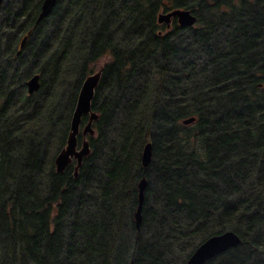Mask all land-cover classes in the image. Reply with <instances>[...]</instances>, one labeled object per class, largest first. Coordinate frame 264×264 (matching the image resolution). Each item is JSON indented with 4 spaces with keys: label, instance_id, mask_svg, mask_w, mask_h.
<instances>
[{
    "label": "trees",
    "instance_id": "16d2710c",
    "mask_svg": "<svg viewBox=\"0 0 264 264\" xmlns=\"http://www.w3.org/2000/svg\"><path fill=\"white\" fill-rule=\"evenodd\" d=\"M42 3L0 7V264H187L227 230L205 264H264V0H57L37 21ZM175 7L196 23L158 22ZM104 55L91 153L59 172Z\"/></svg>",
    "mask_w": 264,
    "mask_h": 264
},
{
    "label": "water",
    "instance_id": "95a60500",
    "mask_svg": "<svg viewBox=\"0 0 264 264\" xmlns=\"http://www.w3.org/2000/svg\"><path fill=\"white\" fill-rule=\"evenodd\" d=\"M4 0H0V7ZM57 0H43L41 11L38 15L37 21H40L44 17L48 16ZM158 21L166 22L168 26L171 25L172 19L177 18L179 25L190 26L194 25L197 21V15L190 8L175 7L167 11H161L158 14ZM27 35L23 38L21 46L25 44ZM102 72L99 69L87 77H85L76 104V108L73 113L71 130L68 136V142L65 147L56 156V166L59 172L65 170V168L75 158L77 164L75 166V174H78L80 165L83 162L85 156L91 153L90 141L88 134H94L95 129L93 122L99 117V114L92 109V101L95 96L96 88L100 82ZM29 92H34L40 86V73L35 74L28 80ZM84 114H89L88 122L82 125V118ZM196 120V116H188L183 119L185 124L192 123ZM83 133V141L79 145L78 135ZM153 155V143L148 141L142 152V162L144 167H148L151 163ZM148 180L146 177H142L139 182V204L135 213L136 225L139 227L142 223V207L145 196V189L147 187ZM241 238L238 233L233 230H227L222 233L214 234L200 243L192 252L187 260V264H205V262L214 257L215 255L238 245Z\"/></svg>",
    "mask_w": 264,
    "mask_h": 264
},
{
    "label": "rangeland",
    "instance_id": "374dc122",
    "mask_svg": "<svg viewBox=\"0 0 264 264\" xmlns=\"http://www.w3.org/2000/svg\"><path fill=\"white\" fill-rule=\"evenodd\" d=\"M110 56L109 55H104L103 57H101L97 62H96V70L98 71V67L100 66L101 63L105 62L107 59H109ZM81 145V144H79Z\"/></svg>",
    "mask_w": 264,
    "mask_h": 264
},
{
    "label": "flooded vegetation",
    "instance_id": "af4514ba",
    "mask_svg": "<svg viewBox=\"0 0 264 264\" xmlns=\"http://www.w3.org/2000/svg\"><path fill=\"white\" fill-rule=\"evenodd\" d=\"M161 11H167V10H161ZM161 11H160V12H161ZM158 14H159V13H158ZM157 16H158V15H157ZM157 18H158V17H157ZM174 18H176V17H174ZM174 18H173V19H174ZM173 19H172V22H173ZM176 19H177V18H176ZM158 22H159V21H158ZM172 22H171V25H170V26H168L166 22H161V23H165V24H166V27H167V28H170V27L172 26ZM177 22H178V21H177ZM159 23H160V22H159ZM178 24H179V23H178Z\"/></svg>",
    "mask_w": 264,
    "mask_h": 264
},
{
    "label": "bare ground",
    "instance_id": "6f19581e",
    "mask_svg": "<svg viewBox=\"0 0 264 264\" xmlns=\"http://www.w3.org/2000/svg\"><path fill=\"white\" fill-rule=\"evenodd\" d=\"M45 18V17H44ZM42 20V19H41Z\"/></svg>",
    "mask_w": 264,
    "mask_h": 264
}]
</instances>
